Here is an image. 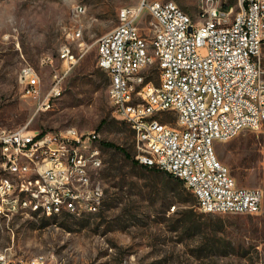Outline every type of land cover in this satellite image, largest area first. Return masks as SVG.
Returning a JSON list of instances; mask_svg holds the SVG:
<instances>
[{"label":"built area","instance_id":"1","mask_svg":"<svg viewBox=\"0 0 264 264\" xmlns=\"http://www.w3.org/2000/svg\"><path fill=\"white\" fill-rule=\"evenodd\" d=\"M236 7L214 8L194 22L171 0H142L120 8L118 24L96 41L97 64L109 79L108 100L132 130L134 159L182 181L203 213L255 214L263 201L260 189L236 186L213 149L214 141L264 126V0H236ZM75 10L83 13L81 5ZM143 12L150 16L146 35L135 24ZM81 37L80 26L70 32L72 41ZM78 59L64 44L56 62L48 60L46 83L32 66L21 68L23 96L40 97L36 111L63 93ZM163 112L171 121H160ZM98 141L95 131L72 126L0 127V217L28 216L25 200L43 215L98 213L104 201L101 183H95L103 167ZM8 251L0 249V264H58Z\"/></svg>","mask_w":264,"mask_h":264},{"label":"rangeland","instance_id":"2","mask_svg":"<svg viewBox=\"0 0 264 264\" xmlns=\"http://www.w3.org/2000/svg\"><path fill=\"white\" fill-rule=\"evenodd\" d=\"M171 1L194 22L204 20L214 8L237 10L236 0ZM141 2L0 0V127L47 131L72 126L95 131L103 153L95 183L104 191V205L97 214L47 219L28 211V216L0 217V249L28 259L47 257L58 264H264V126L213 142L215 155L236 186L262 191V205L255 214L203 213L183 184L162 171L134 166L101 144L111 142L131 157L135 152L130 126L108 100L109 79L97 64L96 41L118 24L120 8ZM77 5L83 13L75 10ZM149 20L143 12L135 22L144 35ZM79 26L82 37L72 41L70 32ZM64 44L79 59L65 79L63 93L49 108L36 111L40 97L23 96L21 68L32 66L46 83L51 72L48 60L55 63ZM261 67L264 71V46ZM170 117L169 112L160 114L163 122Z\"/></svg>","mask_w":264,"mask_h":264},{"label":"trees","instance_id":"3","mask_svg":"<svg viewBox=\"0 0 264 264\" xmlns=\"http://www.w3.org/2000/svg\"><path fill=\"white\" fill-rule=\"evenodd\" d=\"M159 119H160V117H159ZM171 119H172V117H170V119H169V121H171ZM123 121V120H122ZM160 121H162L161 119H160ZM163 122V121H162ZM164 122H167V121H164ZM124 123H126L125 121H124ZM127 124V123H126ZM128 125V124H127ZM104 147H107V148H113V149H115V150H117L118 152H120L122 155H123V157L124 158H126V159H128V160H130L131 161V163L134 165V166H138V167H141V168H144V169H146V170H154L153 168H149V167H147V166H144V165H142V164H139L135 159H133L131 156H130V154L129 153H127V152H125V150L122 148V147H119V146H117V145H115V144H113V143H111V142H102L101 143ZM111 170L112 171H115V173H116V175H117V167L116 166H111ZM169 177H170V180H174L175 182H178V184H183L182 183V181H180L179 179H177V178H174V177H172V176H170V175H168ZM103 205H104V203H103ZM97 214V213H96ZM61 217V216H60ZM63 217H65V218H70V217H72V216H69V215H63ZM48 218H56V216H51V217H47V219Z\"/></svg>","mask_w":264,"mask_h":264},{"label":"bare ground","instance_id":"4","mask_svg":"<svg viewBox=\"0 0 264 264\" xmlns=\"http://www.w3.org/2000/svg\"><path fill=\"white\" fill-rule=\"evenodd\" d=\"M86 153H93L92 146H86ZM0 157L3 158V160H4L3 156H0ZM4 181H11V174H5L4 175ZM28 211L43 215V210L41 208L32 207V200H25V214L28 213ZM86 215H92V214H90V213H78L76 215H69V216H72V217H81L82 216L83 217V216H86ZM43 216L44 217H51V216H56V215H43ZM42 258H44V257H38V258L35 257V258L29 259V260H31V261H39Z\"/></svg>","mask_w":264,"mask_h":264}]
</instances>
